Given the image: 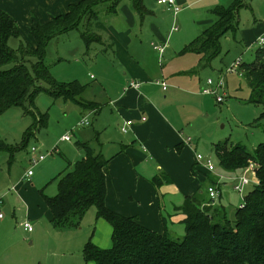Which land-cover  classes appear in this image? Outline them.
I'll list each match as a JSON object with an SVG mask.
<instances>
[{
    "label": "crops",
    "instance_id": "1",
    "mask_svg": "<svg viewBox=\"0 0 264 264\" xmlns=\"http://www.w3.org/2000/svg\"><path fill=\"white\" fill-rule=\"evenodd\" d=\"M78 1L0 0V9L15 19L19 30L28 28L29 32L30 27L37 22H45L56 14L66 12L70 4ZM123 1L117 4L116 9L117 7L125 9V20L130 24L118 27L115 24L113 26L112 23L105 31L95 30L104 41L103 47H107V51L112 53L113 61L123 66V76L120 74L116 77L112 70V76L107 75L103 79L105 83L98 82L99 85L90 90L91 99H85L92 101L96 106H82V108L86 109V113L97 114L96 125L86 134V139L81 141H91L92 145L107 158L103 170L106 186L105 204L108 208L122 215L134 216L141 224L155 231L163 232L166 229L171 234L180 236L175 233L172 226L178 223L184 226L181 221L184 214L180 209H176V206L183 202L185 196L202 191L208 199L206 186L210 183L222 184L221 179L227 178L232 183L229 187L233 194L241 197V194L233 188V183L234 176L242 173L244 169L236 171L220 167V172L209 171L196 160L197 144H194L192 136L188 135L193 123L191 112L203 107L205 93L201 92V88L206 85V80L203 84L196 79L197 70L202 68L199 66L200 54L182 51V48L214 20L213 7L217 4L204 3L201 2L202 0H176L177 4H181V8L175 12L171 7L155 0L156 4L162 5L160 8L162 11L172 10L173 18L175 15L176 18L182 17V21L190 18L191 23L181 27L173 23L166 28L160 23L153 22L152 19L149 20L147 28L153 31L154 36L149 43L151 49L155 51H151L152 55L157 59L155 65H150L147 62L145 49L148 51L151 49L145 46L142 40L137 41L130 36L138 12L132 4L131 9ZM143 2L148 10L143 14L145 20L154 13V4L152 0H143ZM186 2L193 8L184 13L181 9L186 7L184 5ZM116 9L113 12L116 13ZM151 42H164V49L161 52L157 51L152 47ZM86 44L91 43L86 42ZM222 73L220 75H223ZM131 80H139L140 84L137 87L129 86ZM156 80L166 82V87L163 88ZM200 95L204 97L199 102ZM97 96H100V99ZM127 119H131L132 123L127 131H122L120 127ZM187 137H189L188 141ZM61 140L65 139L61 138ZM0 150L14 155L11 147ZM44 159L45 157L41 161ZM45 165L41 167L43 170ZM25 172L26 169L20 175L12 174L11 159L6 165L0 166L2 213L3 209L7 212L10 210L8 201L11 199L17 204L18 211L20 209L24 214L22 226L24 221H29L31 224L33 221L41 223L45 228L51 224L57 230L61 226L55 225L51 220V211L43 198V194H46L43 191L44 185H41L42 183L39 185L38 176L36 177L34 173L27 180L24 176ZM252 172L254 174V171ZM253 176L255 179L252 178L251 182H257L255 174ZM32 180L36 183L34 184ZM247 185L249 184L245 187ZM223 202L226 201L221 191L220 196L211 203V208L228 217L227 208H230L231 204ZM234 208L235 213L237 207ZM7 216V213H3L0 217V264L25 263L23 261L26 258L20 252H14L13 234L10 233V219ZM95 217L97 220L93 226L92 238L96 234L97 237L93 240L100 246H108L111 242V239L109 241L111 224L104 217H101L104 220L99 219L96 208ZM99 224L101 226H98ZM103 230L105 233L102 232ZM104 234L107 239L103 237ZM80 239L83 243V237ZM30 258L31 256L29 260Z\"/></svg>",
    "mask_w": 264,
    "mask_h": 264
},
{
    "label": "rangeland",
    "instance_id": "2",
    "mask_svg": "<svg viewBox=\"0 0 264 264\" xmlns=\"http://www.w3.org/2000/svg\"><path fill=\"white\" fill-rule=\"evenodd\" d=\"M232 1L202 0L201 2L227 6ZM247 1L249 5L242 6L238 10L237 28L227 30L220 37V52L208 65L197 70L196 79L203 84L208 77L217 79L223 72L224 82L219 90L223 100L217 101L214 93L205 94V97L200 95L199 102L204 97L203 107L196 108L191 112L193 123L188 134L192 136L193 143L197 144L196 152L201 153L204 158H210L214 166L213 173L220 172L213 143L228 139L229 142L241 143L246 149L252 150L258 142L264 141V115H261L264 105L248 101L249 87L245 78L236 71L226 70L232 66L237 56H240L243 61L253 60L255 49L258 47L254 43L255 36L264 33V0ZM123 2L131 8L130 0ZM152 3L154 4V13L147 16L145 20V15L140 16L137 13V21H135L130 32V36L134 40H142V43L150 49L149 41L154 37L153 31L147 28L150 19L166 28H169L173 23H177L178 27L191 23L190 18L187 21H182V17L181 19L176 18V15L173 18L171 9V11H162L160 8L165 4L158 5L155 0H152ZM108 4L109 2L105 0L95 5L96 17L89 22V30L105 31L112 23L113 26L117 25L118 27L130 24L129 21L125 20V9L117 7L116 13L110 12L107 10ZM179 5L181 6V4ZM184 5L186 7L181 9L184 13L193 8L187 2ZM149 7L152 8L150 4ZM179 15L180 13H178ZM191 16L190 14L189 17ZM84 28V23L80 22L75 27L49 37L44 45L42 60L48 66L55 84L67 85L70 81L77 79L84 86L80 95L91 99L90 90L92 88L103 83V79L107 75L112 76V70H114L113 75L116 77L120 74L123 76L124 68L121 64L119 66L117 61H113L112 53L102 45L104 41H91V44L87 45L80 34ZM20 33V35L9 36L8 43L14 50H18L20 41L25 40L30 45L35 44L28 28H21ZM145 51L147 62L150 65H155L157 59L151 52L155 51L153 49L150 51L145 49ZM37 60L36 57L31 56L26 62L32 75H34L33 64ZM11 65L12 62L4 67ZM37 84L40 85L39 90L34 93L31 91L21 104L12 105L0 113V138L6 144L5 148L11 147L14 153L12 156L7 151L0 150V166L6 165L7 161L11 159V173L20 175L30 165V145H40L46 155L43 161L33 166V173L36 177L38 176L39 185L41 183L44 185L43 191L48 195H53L57 191L58 178L56 174L66 167L68 161H74L81 157L83 150L76 145V140L86 139V134L91 132L96 125L97 114L86 113V109L82 108L72 98H67L62 94H54L53 89L57 85L45 80H38ZM97 97L100 99V96ZM75 98L80 97L75 96ZM27 109L31 111H26ZM44 113H48L46 123L39 128L37 127L38 129L34 127L33 132L27 139H24V131L33 121V115L39 121ZM83 115H87L88 123L78 125L77 122ZM64 133L70 135V140H61V135ZM44 164L46 165L43 170L41 167ZM240 169L242 168L234 170L239 171ZM253 175L252 170L246 172V176L250 179H255ZM42 179L43 182H41ZM32 181L34 184L36 183L35 180ZM221 181L223 183L220 182L219 187L225 203L231 204L230 208H227V216L233 219L234 207L239 206L243 198L238 194H233L229 187L232 185L229 179L224 178ZM253 185L252 182L249 183L244 188L243 194L245 195ZM8 204L10 210L7 212L6 209H3V213H7V217L10 219L9 229L10 233L13 234L14 252H20L26 258L23 261L25 263L21 264H85L82 253L84 243L88 239L95 242L93 239L97 237L95 234V237L92 238L93 226L97 220L94 205H90L81 216L76 217L77 224L59 227L57 231L51 224L45 228L41 223L32 221L33 229L27 232L22 226V221L25 219L23 212L20 209L18 211L17 204L13 200L9 199ZM12 208H14L13 212ZM100 220L104 219L101 218ZM172 228L178 235L184 233V226L181 223L175 224ZM102 232L105 233V230ZM81 237L84 239L83 243L80 242ZM103 237L107 239L105 234ZM29 256H31L30 260Z\"/></svg>",
    "mask_w": 264,
    "mask_h": 264
},
{
    "label": "trees",
    "instance_id": "3",
    "mask_svg": "<svg viewBox=\"0 0 264 264\" xmlns=\"http://www.w3.org/2000/svg\"><path fill=\"white\" fill-rule=\"evenodd\" d=\"M103 1L79 0L70 4L66 12L45 22H37L29 30L35 44L20 41L17 51L9 45L8 39L10 35H20V30L15 19L0 9V113L12 105L21 104L31 91L39 90L38 80L57 85L54 94L72 98L84 107L96 106L80 96L84 86L77 79L67 85L55 84L42 56L49 37L80 22L85 25L80 34L86 42L101 41V35L89 30L88 24L96 17L95 5ZM107 1V10L113 12L121 0ZM131 4L140 15L148 12L143 0H131ZM248 5L247 0H233L227 6L213 7L214 20L186 43L182 51L199 53V66L208 65L220 52V37L227 30L237 28L239 8ZM31 56L38 59L33 64L34 75L26 63ZM10 62L11 66L4 67ZM239 69L249 87L248 101L264 105V46L255 49L253 60L241 61ZM47 116L48 113L42 114L38 121L33 115L23 138L27 139L34 127L38 129L45 124ZM5 145L0 138V149ZM76 145L83 150L81 157L67 163L56 175V193L43 194V198L51 211V220L57 226L77 224L76 217L90 205L95 206L98 217L110 222V245L103 247L88 239L82 248L85 264H264V141L258 142L252 150L228 139L215 142L214 152L221 168L244 169L252 162L257 182L243 195L233 219L214 211L211 200L206 199L202 191L185 196L176 206L184 214L181 220L184 233L180 236L166 229L155 231L134 216L108 208L103 170L107 158L89 140H77Z\"/></svg>",
    "mask_w": 264,
    "mask_h": 264
},
{
    "label": "built area",
    "instance_id": "4",
    "mask_svg": "<svg viewBox=\"0 0 264 264\" xmlns=\"http://www.w3.org/2000/svg\"><path fill=\"white\" fill-rule=\"evenodd\" d=\"M158 3L161 4H165L167 7H171L175 12L178 11L181 7L179 4L176 3V0H157ZM174 28H176V26H174ZM255 43L258 46H264V34L257 36L255 38ZM152 47L154 49H156L157 51L161 52L164 49L165 43H154L151 42ZM241 62V57L239 56L238 58H236L232 64V66H230L229 68H227V70H231V71H236L237 73L241 74V71L239 69V67L236 69V66H239ZM156 82H159L163 88L166 87V82L164 81H160V80H156ZM223 75L219 76L217 79H212L210 77H208L206 79V85L203 86L201 88V92L205 93V94H209V93H214L216 96L217 101H222L223 100V96L221 94H219V90L220 88H222L223 86ZM140 84L139 80H131L129 82V86H133V87H137ZM88 123L87 121V115L81 117V119L77 122L78 125H83ZM132 123L131 119H127L122 125H121V130L122 131H127L128 126ZM62 139L65 140H69L70 139V135L69 134H63L61 136ZM186 140H189V137L186 138ZM29 163L30 165L28 166V168L26 169V172L24 174L25 178L27 180L30 179L32 173H33V166L36 165L39 161H41L46 153L44 151L41 150L40 146H38L37 144H32L29 147ZM196 160L200 163L203 164L209 171H213L214 170V166L210 160V158H204V156L199 153L196 152L195 154ZM253 163L250 162L248 166H246L244 168V171L238 175L234 176L235 182L233 183V188L239 193L241 194L242 198H243V191L245 188L246 184H249L252 180L246 176V171L247 170H252L253 171ZM206 192L208 194V199L211 200V202H214L221 194V189L219 187V184L217 183H210L206 186ZM243 200V199H242ZM242 204V202L240 203V205ZM3 215L2 211H1V200H0V217ZM23 226L26 230H31L32 229V224L29 221H24Z\"/></svg>",
    "mask_w": 264,
    "mask_h": 264
}]
</instances>
